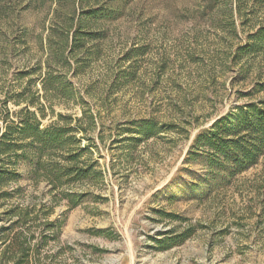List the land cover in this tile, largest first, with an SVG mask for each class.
Listing matches in <instances>:
<instances>
[{"label":"rangeland","instance_id":"374dc122","mask_svg":"<svg viewBox=\"0 0 264 264\" xmlns=\"http://www.w3.org/2000/svg\"><path fill=\"white\" fill-rule=\"evenodd\" d=\"M70 3L23 13L22 0L0 6V128L6 109L17 118L44 111L42 128L78 129L72 135L89 150L79 166L92 175L53 188L22 168L0 226L10 225L3 212L11 205L53 202V219L65 222L63 264H264V157L231 181L185 162L199 131L264 100V47H253L264 0H134L121 19L95 27L104 38L68 64L49 55L48 42L52 29L72 25ZM52 42L58 50L59 37ZM49 72L64 82L58 91L43 90ZM143 120L180 129L136 141ZM68 195L81 203L72 207ZM171 230L190 236L156 249L153 239Z\"/></svg>","mask_w":264,"mask_h":264},{"label":"trees","instance_id":"16d2710c","mask_svg":"<svg viewBox=\"0 0 264 264\" xmlns=\"http://www.w3.org/2000/svg\"><path fill=\"white\" fill-rule=\"evenodd\" d=\"M10 0H0L9 5ZM69 1V0H66ZM134 0H71L66 19L73 21L66 33L51 30L48 47L49 55L66 63L79 54L86 52L87 43L104 38L100 27L106 23L118 21L125 14ZM22 13L35 10L38 4L54 2V0H22ZM62 9L54 10V16L60 18ZM22 18V16H21ZM18 16V19H21ZM59 37L61 44L58 50L53 46L52 38ZM25 42V41H24ZM253 47H264V32L257 36ZM69 64V63H68ZM46 85L58 91L64 82L50 72L43 80ZM264 89V86L262 87ZM68 91V90H65ZM7 103V102H6ZM36 108L35 103H31ZM7 108V106H6ZM40 115L25 110L17 118L6 109L2 118L3 130L0 128V209L6 202L13 200V191L7 189L12 183L23 179L22 168H27L28 178L39 181L41 176L53 188L65 182H82L92 175L91 170L80 167L86 148L78 146L81 140L72 135L78 129L57 123L42 128V120L46 119L44 111ZM64 119L63 116H60ZM69 119V118H66ZM81 122V120H78ZM94 123V122H93ZM133 132L140 141L149 140L166 131H174L177 126L163 128L154 120H143L136 124ZM2 130V131H1ZM188 137L189 131L183 129ZM264 157V100L253 102L232 109L228 114L216 120L211 127L199 131L189 149L186 164L203 162L210 174L223 175V181H231L234 177L256 167ZM95 174V172H94ZM217 177V176H215ZM66 179V181H65ZM72 207L81 203L82 196H66ZM55 205L48 203H19L11 205L3 212L8 226H0V264H63L59 256L64 253L62 232L65 222L53 219ZM160 215L179 220L174 214L166 212ZM0 219V223L3 222ZM105 234L104 231H99ZM188 233L178 234L176 231L160 233L153 239L159 251L170 250L189 237ZM57 245L61 249L50 253L48 247ZM94 252H104L94 247Z\"/></svg>","mask_w":264,"mask_h":264}]
</instances>
